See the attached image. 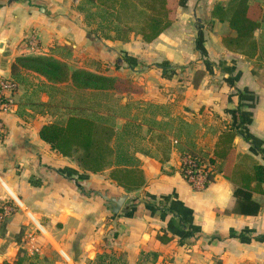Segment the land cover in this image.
I'll list each match as a JSON object with an SVG mask.
<instances>
[{"label": "crops", "instance_id": "obj_1", "mask_svg": "<svg viewBox=\"0 0 264 264\" xmlns=\"http://www.w3.org/2000/svg\"><path fill=\"white\" fill-rule=\"evenodd\" d=\"M183 0L169 26L145 42L147 11L136 0H0V75L18 84L3 119L0 264H261L264 182L251 200L233 197L244 173L264 168V0L257 53L228 49L234 35L211 16L216 3ZM38 34L37 48L28 37ZM21 55H50L70 70L128 79L138 92L77 89L15 67ZM85 116L111 125L112 141L138 160L143 184L130 191L92 173L39 136L40 127ZM234 131L227 158L215 150ZM126 131V132H125ZM184 153L209 157L203 189L180 175ZM255 182H251L253 187ZM98 192L126 194L117 212Z\"/></svg>", "mask_w": 264, "mask_h": 264}, {"label": "trees", "instance_id": "obj_2", "mask_svg": "<svg viewBox=\"0 0 264 264\" xmlns=\"http://www.w3.org/2000/svg\"><path fill=\"white\" fill-rule=\"evenodd\" d=\"M136 1L147 11L140 27V34L145 42L156 38L170 25L176 7L183 2V0ZM261 15L260 4H251L249 0L216 3L211 12L213 18L221 22L226 21L229 28L234 31V35L223 38L224 45L247 57H253L257 53L254 32L260 26ZM17 66L38 73L51 83L71 81L73 87L77 89L140 91L128 79L107 76L83 68L70 70L65 62L50 55H21L16 57L13 69ZM234 135L232 130L225 131L221 135L215 150L217 157L227 158ZM39 136L63 156L74 159L86 171L96 173L113 166L109 174L110 178L127 191L137 189L143 184L142 173L137 168L138 160L129 153L127 145L118 144L116 148L112 145L116 132L111 125L89 117L71 115L63 122L43 124L39 129ZM241 178L243 185L236 187L233 197L253 202L252 190L257 189L264 182L263 166L254 165L252 173L246 172ZM251 182H255L253 187L250 186ZM15 264L20 262L17 261Z\"/></svg>", "mask_w": 264, "mask_h": 264}, {"label": "built area", "instance_id": "obj_3", "mask_svg": "<svg viewBox=\"0 0 264 264\" xmlns=\"http://www.w3.org/2000/svg\"><path fill=\"white\" fill-rule=\"evenodd\" d=\"M38 44V34L33 32L28 37V48L35 49ZM18 84L12 77L0 75V142L3 141L7 126L3 119L6 113H13L17 107L16 94ZM214 164L209 157L199 154L184 153L180 156L179 172L183 179L196 190L203 189L211 181ZM13 210L10 204L0 205V223ZM264 264V261L261 263Z\"/></svg>", "mask_w": 264, "mask_h": 264}, {"label": "water", "instance_id": "obj_4", "mask_svg": "<svg viewBox=\"0 0 264 264\" xmlns=\"http://www.w3.org/2000/svg\"><path fill=\"white\" fill-rule=\"evenodd\" d=\"M98 194L103 198L105 199L106 201H108L109 203L112 204V212H117L122 203L124 202V200L126 199L127 195L126 194H123L121 196H118V197H109L107 194H103L101 192H98Z\"/></svg>", "mask_w": 264, "mask_h": 264}]
</instances>
